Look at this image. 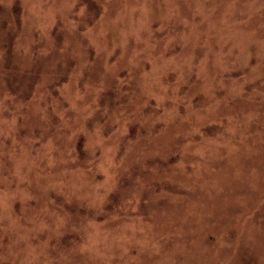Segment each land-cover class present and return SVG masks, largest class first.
I'll use <instances>...</instances> for the list:
<instances>
[{"label":"rangeland","instance_id":"obj_1","mask_svg":"<svg viewBox=\"0 0 264 264\" xmlns=\"http://www.w3.org/2000/svg\"><path fill=\"white\" fill-rule=\"evenodd\" d=\"M0 264H264V0H0Z\"/></svg>","mask_w":264,"mask_h":264}]
</instances>
